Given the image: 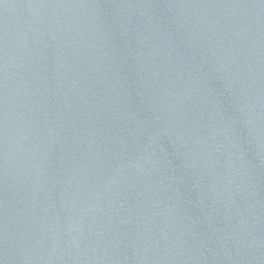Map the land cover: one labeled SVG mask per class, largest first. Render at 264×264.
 I'll use <instances>...</instances> for the list:
<instances>
[{
	"label": "water",
	"instance_id": "obj_1",
	"mask_svg": "<svg viewBox=\"0 0 264 264\" xmlns=\"http://www.w3.org/2000/svg\"><path fill=\"white\" fill-rule=\"evenodd\" d=\"M0 264H264V0H0Z\"/></svg>",
	"mask_w": 264,
	"mask_h": 264
}]
</instances>
